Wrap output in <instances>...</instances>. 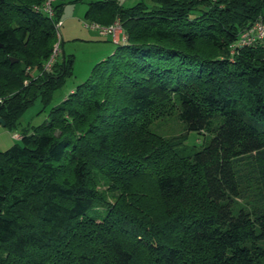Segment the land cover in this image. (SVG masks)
Here are the masks:
<instances>
[{"label":"trees","instance_id":"obj_1","mask_svg":"<svg viewBox=\"0 0 264 264\" xmlns=\"http://www.w3.org/2000/svg\"><path fill=\"white\" fill-rule=\"evenodd\" d=\"M43 2L0 0V118L20 135L0 151V264H264V39L239 43L264 0L88 3L124 40L95 28L113 53L21 128L72 70L58 53L45 69L64 4ZM171 115L185 134L154 133Z\"/></svg>","mask_w":264,"mask_h":264},{"label":"rangeland","instance_id":"obj_2","mask_svg":"<svg viewBox=\"0 0 264 264\" xmlns=\"http://www.w3.org/2000/svg\"><path fill=\"white\" fill-rule=\"evenodd\" d=\"M57 1L64 4L60 15V24L56 28V44L59 45L57 53L59 59L62 58V54L67 57L71 56L73 60L71 75L65 78L61 87L52 91L51 101L47 105H43V102L38 98L34 100L19 120L21 128L28 125L37 126L47 121L51 108L60 104L77 85L84 82L94 65L112 54L116 46L110 40V37L100 36L98 31L90 26V21L85 18L88 3L102 0ZM116 1L127 7L135 4L138 0ZM118 41H122V36H119ZM151 127L154 133L164 138L185 134L182 125L173 115L155 121ZM6 132L13 135L18 131L10 132L6 130ZM202 141L203 137L195 132H189L183 145L189 152H196L202 148ZM244 185L246 186L244 193L248 195V201L243 205L249 206L255 199L256 186L253 182H246ZM241 203H244V201Z\"/></svg>","mask_w":264,"mask_h":264},{"label":"built area","instance_id":"obj_3","mask_svg":"<svg viewBox=\"0 0 264 264\" xmlns=\"http://www.w3.org/2000/svg\"><path fill=\"white\" fill-rule=\"evenodd\" d=\"M55 0H44L43 4L40 7H36V10H41L45 15L48 17H51L53 15V10H52V3ZM60 22H57L55 24V27L57 28L59 26ZM92 28H98L99 34L101 35H106L110 34L111 39L113 42L117 43L119 40V36H122V40H124V35L121 31L119 22L116 21L115 24L109 28H100L97 25H90ZM264 39V22L262 21H256L249 30L244 31L241 33L240 36V45L242 46H249L253 45L254 43H257L258 41H261ZM58 51V44L54 46L52 55L49 59V61L45 65V69H50L51 64L55 56L57 55ZM2 102V99H0V103ZM14 139H19L20 135L18 133L13 134Z\"/></svg>","mask_w":264,"mask_h":264},{"label":"crops","instance_id":"obj_4","mask_svg":"<svg viewBox=\"0 0 264 264\" xmlns=\"http://www.w3.org/2000/svg\"><path fill=\"white\" fill-rule=\"evenodd\" d=\"M14 141H18V139H14L13 135H9L8 132H6L5 127H2L0 125V149L1 151H4L11 147L14 143Z\"/></svg>","mask_w":264,"mask_h":264},{"label":"water","instance_id":"obj_5","mask_svg":"<svg viewBox=\"0 0 264 264\" xmlns=\"http://www.w3.org/2000/svg\"><path fill=\"white\" fill-rule=\"evenodd\" d=\"M0 48H1V45H0ZM12 62H14L13 60H12ZM21 68H22V70H24V65H21ZM0 125L2 126V127H5V122L0 118Z\"/></svg>","mask_w":264,"mask_h":264}]
</instances>
